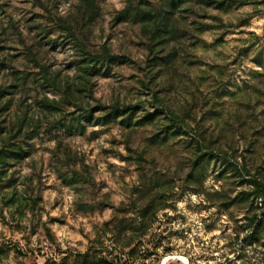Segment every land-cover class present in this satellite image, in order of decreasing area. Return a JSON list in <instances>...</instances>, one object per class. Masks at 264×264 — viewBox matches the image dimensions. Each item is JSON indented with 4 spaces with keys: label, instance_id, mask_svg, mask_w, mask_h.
Here are the masks:
<instances>
[{
    "label": "rangeland",
    "instance_id": "obj_1",
    "mask_svg": "<svg viewBox=\"0 0 264 264\" xmlns=\"http://www.w3.org/2000/svg\"><path fill=\"white\" fill-rule=\"evenodd\" d=\"M0 264H264V0H0Z\"/></svg>",
    "mask_w": 264,
    "mask_h": 264
}]
</instances>
